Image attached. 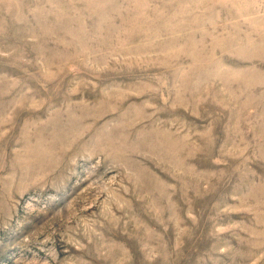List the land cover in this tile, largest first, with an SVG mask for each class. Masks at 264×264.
Listing matches in <instances>:
<instances>
[{
	"label": "rangeland",
	"instance_id": "1",
	"mask_svg": "<svg viewBox=\"0 0 264 264\" xmlns=\"http://www.w3.org/2000/svg\"><path fill=\"white\" fill-rule=\"evenodd\" d=\"M0 264H264V0H0Z\"/></svg>",
	"mask_w": 264,
	"mask_h": 264
}]
</instances>
